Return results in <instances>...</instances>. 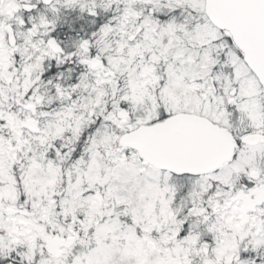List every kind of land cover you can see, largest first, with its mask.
Here are the masks:
<instances>
[{"label":"snow or ice","instance_id":"obj_1","mask_svg":"<svg viewBox=\"0 0 264 264\" xmlns=\"http://www.w3.org/2000/svg\"><path fill=\"white\" fill-rule=\"evenodd\" d=\"M0 264H264V0H0Z\"/></svg>","mask_w":264,"mask_h":264}]
</instances>
